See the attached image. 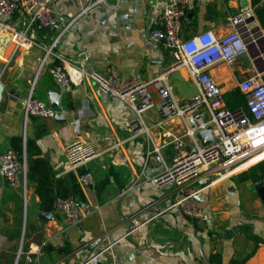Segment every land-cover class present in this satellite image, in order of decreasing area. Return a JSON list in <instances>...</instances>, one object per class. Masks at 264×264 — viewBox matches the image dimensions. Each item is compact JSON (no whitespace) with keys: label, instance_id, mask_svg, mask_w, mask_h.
Returning a JSON list of instances; mask_svg holds the SVG:
<instances>
[{"label":"crops","instance_id":"1","mask_svg":"<svg viewBox=\"0 0 264 264\" xmlns=\"http://www.w3.org/2000/svg\"><path fill=\"white\" fill-rule=\"evenodd\" d=\"M93 2L59 0L55 7L57 31L75 18L56 47L64 58L102 75L115 70L124 79L142 80L157 77L171 63L170 51L150 37L167 0H107L85 10ZM245 6H253L252 0H191L185 35L206 29L224 35L229 32L227 20ZM2 18L17 20L18 13ZM57 31L37 33V41L49 45ZM44 52L40 45L17 48L0 32V81L5 88L0 152L14 149V137H23L25 147L31 140L48 162L57 200L75 197L95 210L68 227L60 213L41 210L36 183L29 181L25 203L22 192L0 174V264H264V199L259 192L264 161L234 173L218 165L204 169L190 185L199 190L196 200L204 217L192 219L172 206L178 186L158 187L154 182L172 157V139L184 133V122L174 118L160 126L152 110L146 114L152 140L134 135L130 123L135 112L126 102L87 82L63 88L50 73L55 57L42 63ZM262 66L264 56L250 49L232 63L215 65L210 73L227 100L240 91V81ZM169 82L179 100L198 93L186 69L173 72ZM31 90L52 107L50 92L60 93L57 115L65 120L57 115L26 117L24 99ZM78 139L91 142L100 156L65 172L66 147ZM149 145L157 147L154 162L148 160ZM87 171L93 175L90 184L79 180ZM43 212L53 217L46 219Z\"/></svg>","mask_w":264,"mask_h":264},{"label":"built area","instance_id":"2","mask_svg":"<svg viewBox=\"0 0 264 264\" xmlns=\"http://www.w3.org/2000/svg\"><path fill=\"white\" fill-rule=\"evenodd\" d=\"M107 0H95L85 10L96 3ZM59 0H0V32H4L17 48L40 45L44 48L42 63L49 56L56 59L50 68L54 81L65 89H71L87 82L110 97L126 102L135 112L130 123L134 135H146L152 140L146 114L155 110L157 124L164 126L167 121L180 118L185 124L182 135L174 137L175 150L164 168L154 177L158 187L176 185L180 189L172 206L179 207L192 219H202L204 213L198 206V189L190 187L202 171L212 165L228 169L234 173L264 161V69L255 72L239 83V89L245 96L244 105L230 107L224 97L222 87L210 73L215 65L232 63L240 56L254 50L264 56V29L254 6H245L231 16L226 27L229 32L218 35L213 29L199 31L187 37L185 20L191 0H167L165 9L152 29L150 37L161 43L172 55L171 63L161 73L151 79H124L113 70L102 75L88 71L67 60L56 50L62 36L75 18H71L55 36L49 45L39 44L34 21L53 28L57 24L54 9ZM18 13V19L4 20L3 14ZM20 24H19V22ZM186 69L198 86V93L179 100L173 93L169 76L178 70ZM61 107L47 105L34 97L31 90L24 99L25 116L38 115L54 117ZM212 127L214 141L203 145L198 132ZM169 137L168 133L165 134ZM166 142L163 143V146ZM157 147L149 145L148 160L154 162ZM100 152L86 140L78 139L66 147L65 172L74 171L97 159ZM28 163L26 153L21 157L14 149L0 152V174L8 184L22 192L25 203L28 198ZM84 184L93 182V175L87 171L79 175ZM91 205H84L75 197L58 199L55 212L64 217L66 226L79 225L94 211ZM30 261H33L30 259ZM100 264H117L115 261ZM179 264H189L181 260Z\"/></svg>","mask_w":264,"mask_h":264},{"label":"trees","instance_id":"3","mask_svg":"<svg viewBox=\"0 0 264 264\" xmlns=\"http://www.w3.org/2000/svg\"><path fill=\"white\" fill-rule=\"evenodd\" d=\"M252 5L255 7L256 14L264 28V0H252ZM245 96L241 91H237L231 95V99L226 100L227 104L232 108H238L244 105ZM14 150L22 157L27 153L28 163V181L36 183V193L40 197V208L46 212L55 210V202L57 197L53 187V174L50 172L48 162L40 156V153L34 150V143L31 140L27 141L26 147L23 142V137L17 136L13 140Z\"/></svg>","mask_w":264,"mask_h":264},{"label":"water","instance_id":"4","mask_svg":"<svg viewBox=\"0 0 264 264\" xmlns=\"http://www.w3.org/2000/svg\"><path fill=\"white\" fill-rule=\"evenodd\" d=\"M59 24L60 23H57L53 28H51L50 26L41 25L37 20L34 21V26L36 28V31L41 36L45 35L46 33L52 34L53 32H55L57 30ZM4 89H5L4 84L2 81H0V103L3 100ZM50 97L52 100V105L54 107H61V95H60V93H58L56 91H51ZM57 118H62V120H65V116L63 114L57 115ZM75 124L77 125V127H79L78 121L75 122ZM197 136L203 145H208L211 142H213L215 139V137L213 135L212 127H208L207 129L200 130L198 132ZM259 192L261 194L262 199H264V181H263V184L259 187ZM42 216H44L47 219L49 217H53V213L43 212Z\"/></svg>","mask_w":264,"mask_h":264},{"label":"rangeland","instance_id":"5","mask_svg":"<svg viewBox=\"0 0 264 264\" xmlns=\"http://www.w3.org/2000/svg\"><path fill=\"white\" fill-rule=\"evenodd\" d=\"M263 46H264V44H263ZM263 51H264V47H263ZM262 68H264V66H262Z\"/></svg>","mask_w":264,"mask_h":264}]
</instances>
